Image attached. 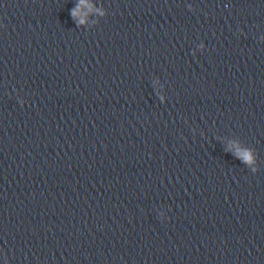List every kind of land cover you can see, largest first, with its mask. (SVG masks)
I'll use <instances>...</instances> for the list:
<instances>
[{
    "label": "water",
    "instance_id": "water-1",
    "mask_svg": "<svg viewBox=\"0 0 264 264\" xmlns=\"http://www.w3.org/2000/svg\"><path fill=\"white\" fill-rule=\"evenodd\" d=\"M0 0V264H264V0Z\"/></svg>",
    "mask_w": 264,
    "mask_h": 264
},
{
    "label": "clouds",
    "instance_id": "clouds-1",
    "mask_svg": "<svg viewBox=\"0 0 264 264\" xmlns=\"http://www.w3.org/2000/svg\"><path fill=\"white\" fill-rule=\"evenodd\" d=\"M86 8L91 9L92 5L85 2V0H82V2L78 5L76 9H73L71 11V15L73 16L74 19H78L80 23H84V20L80 19V17H81L82 10Z\"/></svg>",
    "mask_w": 264,
    "mask_h": 264
}]
</instances>
